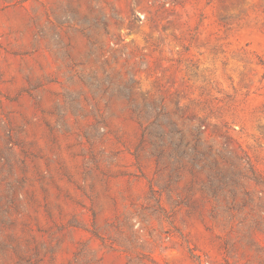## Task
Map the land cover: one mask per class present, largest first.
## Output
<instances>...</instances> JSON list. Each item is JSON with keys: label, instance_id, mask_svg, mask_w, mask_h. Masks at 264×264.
I'll return each instance as SVG.
<instances>
[{"label": "rangeland", "instance_id": "1", "mask_svg": "<svg viewBox=\"0 0 264 264\" xmlns=\"http://www.w3.org/2000/svg\"><path fill=\"white\" fill-rule=\"evenodd\" d=\"M0 264H264V0H0Z\"/></svg>", "mask_w": 264, "mask_h": 264}]
</instances>
